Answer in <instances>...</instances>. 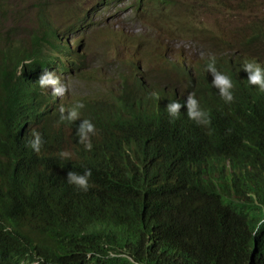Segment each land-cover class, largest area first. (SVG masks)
<instances>
[{"label": "trees", "instance_id": "obj_1", "mask_svg": "<svg viewBox=\"0 0 264 264\" xmlns=\"http://www.w3.org/2000/svg\"><path fill=\"white\" fill-rule=\"evenodd\" d=\"M201 4L228 6L225 0H0V255L30 232L25 240L52 237L68 264H264V225L253 234L264 220V91L229 75L232 102L218 93L195 97L207 110V124L185 116L175 139L159 134L167 127L161 124L167 97L161 91L166 81L158 77L168 79L170 63L161 56L163 37H153L157 30L151 34L148 27L168 38L195 36L190 16ZM107 6L115 7L113 15L127 8L133 19L149 23L147 37L139 33L133 47L131 33L104 31L106 44L126 50L116 56L122 68L102 74L114 83L61 97L41 88L45 70L57 69L66 85L62 73L84 66L90 41L102 34L91 16ZM159 14L165 23L156 22ZM80 29L85 54L69 38ZM221 37L209 40L216 44ZM243 43L247 49L261 44L256 51L264 53V15ZM144 55L162 66L139 72ZM77 104L83 105L80 119L61 120L60 109L67 113ZM83 119L95 126L91 150L77 136ZM33 131L43 140L39 152L28 144ZM175 161L185 187L179 197L162 192L167 204L149 182ZM86 170L87 191L67 181L69 171ZM153 213L165 223L142 222L141 214Z\"/></svg>", "mask_w": 264, "mask_h": 264}, {"label": "clouds", "instance_id": "obj_2", "mask_svg": "<svg viewBox=\"0 0 264 264\" xmlns=\"http://www.w3.org/2000/svg\"><path fill=\"white\" fill-rule=\"evenodd\" d=\"M250 23V25H252V20ZM250 25L233 37H230L229 34L216 31L215 28L209 30V36L213 34L216 37L219 34L222 37L220 41L213 44L211 40L203 36L201 41L208 40L210 45L209 48L201 53V57L195 61L189 60L186 55L178 56L177 54L180 52H174L168 48V40L162 38L164 43L163 47L165 49L162 51L161 56L168 59L170 68L168 79H166V77H158L159 83L166 81L161 91L164 92L167 97L165 111L167 116L161 123L166 124L167 127L159 130L161 139L169 141L175 139L174 132L185 123V116H188L197 123L207 124L209 122L207 113L203 111L206 109L199 106V102L195 97L204 94L211 98L218 93L226 103L232 102L234 99L231 91L233 83L230 77H228L229 75L236 77V80L239 78H246L250 84L256 85L261 91H264V53L250 51L243 43ZM192 29L195 30L194 28ZM83 34L84 29H80L74 33V36H69L70 40L75 42L77 53L79 52L78 42L80 44ZM189 37L198 40L196 35H190ZM230 40H232V42L227 46L226 41ZM222 41L224 43L219 44ZM210 47L211 51L209 55L204 57L203 55ZM77 62H79V58ZM142 71L143 69H141L140 66L139 72ZM37 83L41 88L51 87L54 96L61 97L66 91L70 95L72 94V91L68 90L67 84L65 83L66 85H64L61 83L57 69L52 68L51 71L45 70L39 77ZM82 107V104H77L67 113H65L64 108H61V120L67 119L69 121H76L80 119L78 109ZM90 134H95V126L90 120L83 119L77 128V136L79 137L80 143L84 144L85 148L88 150L92 148ZM31 136L32 139L29 140L28 144L34 151L39 152L43 143L42 137L39 132L35 131L31 133ZM69 155L70 154L67 152L61 153L63 157H68ZM160 157L161 156L150 159L159 160ZM183 171L184 170L176 161L174 163H165L163 171L154 176V183L148 181L153 188L160 189L158 197L163 202H166L164 200L166 195L162 196V192L172 193L174 195L177 194V197L181 194V191L185 187L180 180V172ZM90 176L91 170H86L83 175L69 171L67 174V181L87 191L90 187ZM141 215L142 222L146 219L148 220V225L152 224L159 226V224L165 223V219L160 214L153 213ZM159 216L162 217L161 220H159ZM261 225H264V220H260L255 225L254 235L259 233ZM5 228L9 230L10 226L6 225ZM147 229L149 232H153L150 226H147ZM29 235L30 232L22 234L19 236V240L15 241V244L10 243L9 245L13 247V250H9L5 252L4 255H0V264H68L65 261L61 262L62 255L52 246V237L46 236L32 241L25 240ZM0 242L5 243L1 240ZM172 254L178 256V249H175Z\"/></svg>", "mask_w": 264, "mask_h": 264}, {"label": "rangeland", "instance_id": "obj_3", "mask_svg": "<svg viewBox=\"0 0 264 264\" xmlns=\"http://www.w3.org/2000/svg\"><path fill=\"white\" fill-rule=\"evenodd\" d=\"M242 1L243 0H225L228 4L225 8L215 7L211 4H201L193 8L191 11L192 16H190L192 22L190 29L194 28L195 32L198 33L196 35L198 40L190 38V34H187V32L186 34L188 36L183 35L175 38V35H171L170 39L165 31H160L153 27H148V29L151 34L153 29L157 30V32L152 34L153 37H163L165 40H168V48L174 52L179 51L180 53L177 54L178 56L186 55L189 60L195 61L201 57V53H203L204 50L209 48L210 44L208 40L201 41L203 36L209 39V30L215 28L216 31H220L223 34H229L230 37H233L241 33L248 25H250L251 20L252 23H254L256 18H260L264 15L263 2L258 3L257 0H248L246 1V4L242 5ZM126 4L127 2L119 5L124 6ZM114 9L115 8L113 6H108L107 8H100L96 13L94 12L92 14V25L98 26L99 28L95 27V32L100 30L102 31V34H99V38L95 36L90 41L89 49H86L88 57L85 56L83 58L84 66L81 68L75 67L68 73H62L63 77L66 78L67 88L69 91H72V93L87 92L90 89L92 90L99 87L100 84L111 86L114 83L110 82L111 79L109 78H102V74L110 76L111 70L115 71V69H121L122 67L119 66L120 63L118 62L117 57L124 56L126 50L122 46H115L104 42L108 31L113 29H122L123 31L131 33L130 45L132 47L138 44L139 37H141V35L144 38L147 37L148 34L145 32L149 23L146 21L141 23L139 19H133L129 9L127 8H118L119 12H114L113 15L112 11ZM177 20L183 22L180 19ZM158 21L165 23V19L162 16H158L156 18V22ZM183 23L185 24V22ZM166 27L167 25L164 24L161 26V29H165ZM106 30L108 31L104 32ZM259 46L262 47L261 44H258V46L255 44L250 46L249 49L250 51L255 52ZM140 48L141 50L144 48V44L142 42L140 43ZM164 49L165 48L161 46V53ZM210 51L211 47L203 56H208ZM79 52L85 54L82 47L79 49ZM88 58L91 59V61ZM95 64L98 67H95ZM138 65L141 66L143 71L147 69V65L154 70L162 66L160 64V59L158 62H152L146 55L139 60ZM80 71L82 72V75H80ZM162 74L164 73L158 70V75Z\"/></svg>", "mask_w": 264, "mask_h": 264}]
</instances>
